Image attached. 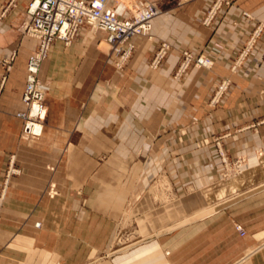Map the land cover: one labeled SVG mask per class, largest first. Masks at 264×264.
Returning a JSON list of instances; mask_svg holds the SVG:
<instances>
[{"label":"crops","instance_id":"crops-1","mask_svg":"<svg viewBox=\"0 0 264 264\" xmlns=\"http://www.w3.org/2000/svg\"><path fill=\"white\" fill-rule=\"evenodd\" d=\"M31 1L1 17L10 0H0V192L11 157L19 170L0 196V264H264V35L231 70L264 25V0H229L210 26L215 0H154L161 14L123 73L103 33L55 41L40 73L50 84L43 132L24 140L16 114L38 41L19 28ZM112 7L127 15L135 6ZM163 43L170 51L153 70ZM184 50L214 65L176 78ZM225 78L223 103L209 106ZM219 150L249 168L223 179ZM127 220L137 233L119 248Z\"/></svg>","mask_w":264,"mask_h":264},{"label":"built area","instance_id":"built-area-1","mask_svg":"<svg viewBox=\"0 0 264 264\" xmlns=\"http://www.w3.org/2000/svg\"><path fill=\"white\" fill-rule=\"evenodd\" d=\"M112 1L32 0L29 3L19 30L23 35L36 39L38 47L27 64L26 87L22 97L25 110L16 114L23 122L22 138L24 140L39 138L43 132L47 117L46 96L50 91V84L41 79L40 73L55 41L61 40L66 46H70L81 30L85 28L94 33H103L109 46V60L117 72L123 73L137 49V40L151 37L154 20L161 14V10L154 0H128L135 7L132 11L127 9V15H122L113 8ZM15 3L16 0H10L3 9L1 17H4L11 8L15 7ZM117 3L120 5V2ZM231 5L229 0H215L204 18V24L212 25L219 12ZM243 16L252 19V16L246 12L243 13ZM263 33L264 25L259 23L248 36L244 48L231 68L232 72H237L243 67L249 56L255 52ZM169 51L170 46L163 43L156 51L150 67L153 70L158 69ZM13 60L14 56L4 60L3 65L7 71L11 69ZM213 65L214 61L210 56L184 50L181 52V60L175 77L182 78L192 67L210 69ZM230 87V80L227 78L220 80L210 98L209 106L220 104ZM37 127L41 129L40 132L36 131ZM217 144H220L218 140ZM220 155L225 161V154L221 150ZM14 161V157H11L0 192L1 198L5 195L10 178L19 174V170L14 166ZM237 230L242 235L245 234L241 226H237Z\"/></svg>","mask_w":264,"mask_h":264},{"label":"rangeland","instance_id":"rangeland-1","mask_svg":"<svg viewBox=\"0 0 264 264\" xmlns=\"http://www.w3.org/2000/svg\"><path fill=\"white\" fill-rule=\"evenodd\" d=\"M263 35H264V33H263ZM263 37V36H262ZM262 37H261V39H262ZM260 39V40H261ZM260 40H259V42H260ZM258 45H259V43H258ZM258 47V46H257ZM107 49L109 50V46H108V44H107ZM257 49V48H256ZM109 52V51H108ZM252 55V54H251ZM250 55V56H251ZM249 56V57H250ZM233 73H236V72H233ZM228 80H230V82H231V86H232V81H231V79H229V78H227ZM231 88V87H230ZM225 97H226V95H225ZM225 97L223 98V100H222V102L220 103V104H218V105H216V106H213V107H217V106H219V105H221L222 103H223V101H224V99H225ZM210 101V100H209ZM262 121H264V120H262ZM254 129H256V128H254ZM220 138H223V136H219V139ZM218 140V139H217ZM216 142V141H215ZM217 143V142H216ZM222 151V150H221ZM262 153V152H261ZM224 154H225V152H224ZM227 154H225V161L223 160V158H222V156L220 155V150H219V156H220V158H221V161L223 162V164H224V166H225V169H224V172L222 173V178L223 179H229V178H231V177H233V176H236V175H238V173L239 172H241V173H239V174H242L243 172V170H240L242 167H244L245 165H247L248 164V161H247V157H245V159H243V158H240V159H236L235 161H230L228 158H227V156H226ZM242 166V167H241ZM156 181H157V183H155L154 185H155V187H159L160 189H161V187H162V189H163V187H164V182H162V181H158V179H156ZM158 184L159 185H161V186H158ZM156 189V188H155ZM252 194H254L253 192H250V193H247V194H245V195H243L242 197H240V200L241 199H243V198H247L248 196H252ZM166 196H168V195H166ZM237 200H239V199H235V201L234 202H236ZM232 201V202H233ZM125 222V221H124ZM129 223H128V220H127V222H125L123 225H121V227L119 228V232H118V247L120 248V247H123V246H127L129 243H131L133 240H135V234L137 233V230H136V228H134L135 226H133V225H131V227H130V230L128 229L129 227V225H128ZM242 227V226H241ZM243 228V227H242ZM135 232H134V231ZM243 230H244V232H245V234L244 235H242L240 232V234L242 235V236H245L246 234H247V232H246V230L243 228Z\"/></svg>","mask_w":264,"mask_h":264},{"label":"bare ground","instance_id":"bare-ground-1","mask_svg":"<svg viewBox=\"0 0 264 264\" xmlns=\"http://www.w3.org/2000/svg\"><path fill=\"white\" fill-rule=\"evenodd\" d=\"M40 130H41V129H40L39 127H37L36 131H37V132H40ZM248 168H249V165L247 164V165H245L244 167H242L241 170H243L242 172H244V171H246Z\"/></svg>","mask_w":264,"mask_h":264}]
</instances>
